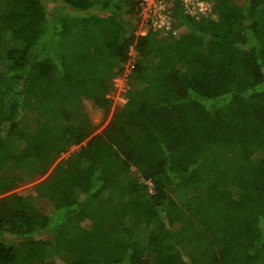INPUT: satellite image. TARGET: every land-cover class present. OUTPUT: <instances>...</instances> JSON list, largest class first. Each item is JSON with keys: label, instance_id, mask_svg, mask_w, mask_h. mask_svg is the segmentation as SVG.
I'll use <instances>...</instances> for the list:
<instances>
[{"label": "trees", "instance_id": "16d2710c", "mask_svg": "<svg viewBox=\"0 0 264 264\" xmlns=\"http://www.w3.org/2000/svg\"><path fill=\"white\" fill-rule=\"evenodd\" d=\"M205 1L0 0V264H264V0Z\"/></svg>", "mask_w": 264, "mask_h": 264}, {"label": "built area", "instance_id": "2783aa9c", "mask_svg": "<svg viewBox=\"0 0 264 264\" xmlns=\"http://www.w3.org/2000/svg\"><path fill=\"white\" fill-rule=\"evenodd\" d=\"M181 6L183 12L195 21L202 18L214 17L212 13V4L205 0H142V10L139 13L140 23L146 31H154L167 34L172 32V12L170 6L174 3Z\"/></svg>", "mask_w": 264, "mask_h": 264}, {"label": "rangeland", "instance_id": "374dc122", "mask_svg": "<svg viewBox=\"0 0 264 264\" xmlns=\"http://www.w3.org/2000/svg\"><path fill=\"white\" fill-rule=\"evenodd\" d=\"M46 2H51V0H45ZM175 1V0H172ZM141 21H138V28L136 30V35H141L140 33L145 32L146 28L141 26ZM130 55L133 57L134 52L131 51ZM129 73V67L128 65L126 66V70L124 74L120 77H117L113 79V84H114V90L108 95L109 98L112 99V106L109 115L107 118H104L103 112L101 110H98L94 108L89 102H84L86 112L88 117L90 118L91 122L93 123L94 126H97V130L95 133L101 132L103 128L107 125L111 114L113 113L114 110L119 109L123 103L125 102L124 94L126 89L128 88L126 84V78L125 76ZM75 148L71 149L73 151ZM67 154L63 155L65 157ZM53 167H51L48 172L43 176L38 179H36L34 182L27 184V185H22L19 188L15 189L13 192L17 193H23L25 191L32 190V188L37 185L39 182H41L43 179L47 177V175L50 173Z\"/></svg>", "mask_w": 264, "mask_h": 264}]
</instances>
